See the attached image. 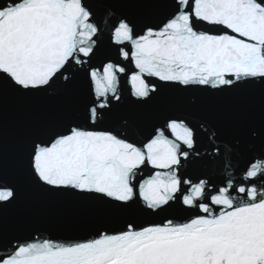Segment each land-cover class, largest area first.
<instances>
[{
	"label": "snow or ice",
	"instance_id": "1",
	"mask_svg": "<svg viewBox=\"0 0 264 264\" xmlns=\"http://www.w3.org/2000/svg\"><path fill=\"white\" fill-rule=\"evenodd\" d=\"M0 264H264V0H0Z\"/></svg>",
	"mask_w": 264,
	"mask_h": 264
},
{
	"label": "water",
	"instance_id": "2",
	"mask_svg": "<svg viewBox=\"0 0 264 264\" xmlns=\"http://www.w3.org/2000/svg\"><path fill=\"white\" fill-rule=\"evenodd\" d=\"M61 207L60 226L51 230L52 235L61 238L83 237L87 235L88 229L82 223V217L85 213L71 204H66ZM116 223V221H113V224Z\"/></svg>",
	"mask_w": 264,
	"mask_h": 264
}]
</instances>
